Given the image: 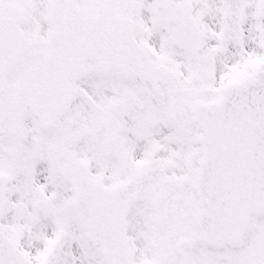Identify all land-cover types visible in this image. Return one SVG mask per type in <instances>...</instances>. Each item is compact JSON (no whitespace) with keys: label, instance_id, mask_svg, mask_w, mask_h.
Returning a JSON list of instances; mask_svg holds the SVG:
<instances>
[{"label":"snow or ice","instance_id":"obj_1","mask_svg":"<svg viewBox=\"0 0 264 264\" xmlns=\"http://www.w3.org/2000/svg\"><path fill=\"white\" fill-rule=\"evenodd\" d=\"M0 264H264V0H0Z\"/></svg>","mask_w":264,"mask_h":264}]
</instances>
